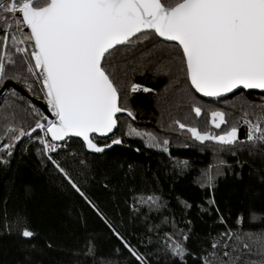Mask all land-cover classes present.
<instances>
[{"label": "trees", "instance_id": "obj_1", "mask_svg": "<svg viewBox=\"0 0 264 264\" xmlns=\"http://www.w3.org/2000/svg\"><path fill=\"white\" fill-rule=\"evenodd\" d=\"M13 17L0 0V86L12 81L44 101L35 47ZM102 69L133 118L93 137L127 145L100 155L80 139L45 136L57 147L47 152L33 131L41 109L11 86L0 96V264H264V146L241 130L244 117L264 116V92L199 96L181 48L153 31L108 52ZM214 111L225 120L218 131L239 129L231 144L185 130L214 131Z\"/></svg>", "mask_w": 264, "mask_h": 264}, {"label": "water", "instance_id": "obj_2", "mask_svg": "<svg viewBox=\"0 0 264 264\" xmlns=\"http://www.w3.org/2000/svg\"><path fill=\"white\" fill-rule=\"evenodd\" d=\"M23 10L40 55L57 109L48 139L61 144L82 141L100 155L120 138L98 144L117 129V117L129 110L102 69L104 56L148 31L183 53L192 89L203 98H223L239 89L264 92V0H182L166 7L160 0H47ZM13 87L46 118L47 104L5 81L0 96ZM133 118V117H132Z\"/></svg>", "mask_w": 264, "mask_h": 264}, {"label": "rangeland", "instance_id": "obj_3", "mask_svg": "<svg viewBox=\"0 0 264 264\" xmlns=\"http://www.w3.org/2000/svg\"><path fill=\"white\" fill-rule=\"evenodd\" d=\"M40 3L42 4L43 2H40ZM21 4H23V3H21ZM12 20H14L17 28H19V27H25L26 28L22 19L21 20L18 18L15 19L13 17ZM24 35H25L24 36L25 39H27V41L29 43L33 44L35 47V52L33 54L34 55V64L32 66V69H33L34 75L39 77L38 73H40L42 76L41 81H42L44 92H45L44 102L47 105L49 104L50 105L49 107H55V110H56V105H55V101L53 98V94L51 92L49 82L47 80L45 70H44L40 55L37 51L34 39H33L32 35L29 31L24 32ZM134 90H145V89H142L139 86H134ZM195 110H196L197 114L200 113L198 109H195ZM224 123H225V120H224V116H223L222 111H214L210 114V119H209V126L212 127L214 129V131H208L206 133H202V132H199L198 129H196L194 127H185V130L190 134L191 138H194L198 142L214 141V142H217L220 144H231L238 137L239 129L230 128L226 132L218 131L222 127V125H224ZM46 125H47V118L45 117L42 121H39L36 124V126L33 128V131H39L41 136L44 137L43 132H44Z\"/></svg>", "mask_w": 264, "mask_h": 264}, {"label": "built area", "instance_id": "obj_4", "mask_svg": "<svg viewBox=\"0 0 264 264\" xmlns=\"http://www.w3.org/2000/svg\"><path fill=\"white\" fill-rule=\"evenodd\" d=\"M22 2L23 4L18 5L17 3ZM31 1L33 0H4L7 5L8 11L13 15H18L20 19L24 22L27 27L26 20L24 18L23 10L27 5H31ZM52 118H47V125L44 129V145L47 152L56 151L57 147L51 145L45 138L47 136V129L49 125L56 120L57 117V109L55 107H49L47 105ZM241 130L244 134L245 139L253 142L260 143L264 146V116L263 117H244L241 121Z\"/></svg>", "mask_w": 264, "mask_h": 264}]
</instances>
